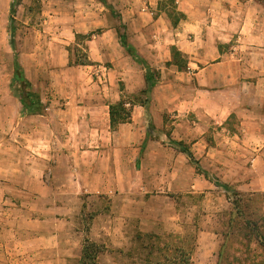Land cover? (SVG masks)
<instances>
[{"label":"rangeland","instance_id":"1","mask_svg":"<svg viewBox=\"0 0 264 264\" xmlns=\"http://www.w3.org/2000/svg\"><path fill=\"white\" fill-rule=\"evenodd\" d=\"M164 2L161 12L157 5L148 6L145 15H142L145 24L149 19L159 16L165 21L166 15L170 24L174 23V19L178 17L176 6L168 0ZM134 9L141 11L140 6L132 5L130 0H0V264L44 263V257L35 252L38 247L36 240H32L27 231L28 227H32L31 215L34 214L37 218L38 212L34 209L37 206L49 209L53 207L50 204L52 202L75 209L71 214L74 220L64 227L62 236L64 250L72 255L67 264H78L87 241L102 247L100 264H164L168 260L182 258H186L190 264H264V250L250 231L244 228V222L238 220L235 222L236 229L230 227L236 213L234 203L241 200L251 219L259 223L264 235L263 194L243 193L238 189V184L232 183V189L226 192L219 186V183H225L222 180V167L209 156L200 160L197 158L203 174L198 172L197 166L189 159L180 156L183 160L176 165L177 180H181L180 185L184 188L180 187V191L176 192L172 188V177L168 174V171L171 174L172 169L165 168L164 159L155 161L163 165L159 169L160 175L169 179L173 190L160 194L159 187L153 183L147 187L149 194L125 202L127 212L122 211L124 205L121 199L110 196L83 195L79 196V200L76 196H49L44 198L47 202L42 197H31L29 189L33 188L34 183L31 182L29 165L35 158L47 160L46 155L49 154L55 157L56 151L53 148L60 143H66L71 138L80 137L82 140L80 131L72 133L73 130L69 129L72 125L76 126V121L86 111V115L93 119L91 111L96 101L94 95L107 92L101 83L97 85L96 82L99 77L108 78V71L114 66L113 60H117L115 65L122 73H131L130 67L140 71V67L134 66L133 60L121 47L118 51L111 47L104 50L110 63L93 62L92 68L78 65L89 64L88 59L92 53L89 42L104 32L117 33L120 30L128 34V30H131L128 21ZM170 12L177 15L171 18L168 15ZM137 14L135 12V16ZM73 19H96L100 26L90 33L93 34L91 37L79 36L77 40H72L69 24ZM196 24L199 27L197 31L211 25L201 21ZM133 28L138 34L139 28ZM160 28L162 31V27ZM176 28L174 32L185 36L186 45L195 40L194 30L189 29L186 20H181ZM166 32L165 28L163 33ZM12 41L14 47L11 45ZM170 41L171 36L167 35L164 45L168 46ZM107 42L110 43V39ZM16 55L19 56L32 89L40 96L41 105L36 116L23 111L18 99V85L12 86ZM93 55L98 56V53ZM148 56L150 61H158L162 66L161 86L153 95L162 100L170 97L167 104L164 103V106L169 107L178 85L182 83L175 80L179 76L178 68L167 65L164 51L158 52L155 57ZM185 61L189 62V55H186ZM259 61H264V54H260ZM144 88L130 93L125 84L119 82L116 92H120L121 98L130 103L135 101L136 104L147 106L144 119L148 123L149 140L168 150L173 149L175 147L171 142L180 140L177 125L181 124L180 132L182 137L185 136L182 143L192 147L194 137L200 138L205 130L196 125L200 121L188 117L178 118V113L173 111L158 117L156 109L148 105V95L141 93ZM259 90L263 99L264 81ZM126 107L130 109L131 106L127 104ZM259 115L254 120L235 115L226 126L222 128L214 125L203 137L209 143L217 144L218 140L224 141L220 134H225L235 142L251 141L258 145L257 150L253 151L260 159L258 164L250 162L249 166L246 164V168L256 167L255 172H259L263 179L258 182L257 188L263 191L264 108ZM115 132L117 130H106L104 137L114 141ZM128 134L124 133L126 136ZM100 141H104V138ZM50 147L52 151L49 150ZM237 152L239 158L247 159L246 151L238 148L236 154ZM213 154L216 158L221 157V153L212 152ZM178 157L176 155L175 160ZM155 162L150 160L149 170L154 167ZM259 173L256 174L257 177ZM231 177L230 175V179ZM187 182L190 187L184 185ZM238 194L242 196L238 197ZM99 217L105 223H98Z\"/></svg>","mask_w":264,"mask_h":264},{"label":"crops","instance_id":"2","mask_svg":"<svg viewBox=\"0 0 264 264\" xmlns=\"http://www.w3.org/2000/svg\"><path fill=\"white\" fill-rule=\"evenodd\" d=\"M130 1L132 5L137 4L141 9V11L132 10L128 21L131 30H128L127 34L129 44L138 55L159 71L162 69L161 63L150 61L148 55L156 56L158 52L164 51L166 61L169 62L174 47L182 54L189 55L187 70L180 72L177 69L179 76L175 80L182 83L178 85L177 93H174L172 105L164 106L170 97L162 100L153 95L160 84L148 96V105L156 109L158 117L160 114L173 111L178 113V118L198 119L200 122L196 125L204 127L205 130L202 131V135L200 134V138L195 136L191 141L192 147L189 146L195 159L200 160L209 156L212 160H216L224 173L222 180L225 183L222 184H238V189L243 193L264 194V190L257 188L258 182L263 180L261 174L255 172L256 167L246 168V164L249 166L250 162L253 165L258 164L260 159L253 152L257 150L258 145L251 141L235 142L225 134H220L224 141L218 140L217 144L209 143L203 137L214 125L222 128L226 126L230 118L235 115L250 120L259 118L260 111L264 108V97L261 99L259 90V86L264 81V61H259L260 54H264V0H174L177 12L184 16L189 29L194 30L195 33V40L189 41L188 45L185 44L184 35L174 32L177 26L174 23L170 24L167 15L165 21L159 16L144 23L142 15H145L148 6L157 5L161 12L160 3L164 0ZM135 12L138 13L137 16ZM198 21L211 25L197 31ZM69 25L72 30L71 39L77 40V36H88L100 26V22L96 19L91 21L73 19ZM133 27L139 28L138 34ZM165 28L166 34L163 33ZM167 35L171 36V41L165 46L164 40ZM188 37L192 38L191 35ZM107 39H110V43ZM89 44L92 45L89 64L81 65L90 66L88 68H92L93 62L110 63L108 54L104 50L111 47L118 51L121 47L118 35L113 31L104 32ZM95 52L98 56L93 55ZM124 52L126 53L125 50ZM113 62L114 66L110 67L108 78L99 77V81L96 82L97 85L101 83L107 92L94 95L96 101L91 111L93 119L86 115V111L85 114L80 115L76 126L72 125L69 129L73 130L72 133L80 131L82 140L80 137L77 138L79 141L71 138L66 143H60L58 147L53 148L56 151V158L49 154L46 155L47 160L35 158L29 165L31 182L34 183L33 188L29 189L31 197L47 199L49 196L61 198L76 196L79 200V196L83 195L110 196L121 199L124 205L122 211L127 212L125 202L149 194L147 187L153 183L159 187L160 194L173 189L176 192L184 188L181 186V180H177L176 165L178 161L183 160L180 156L187 160L188 157L173 144L175 148L168 150L155 141L147 140L148 123L144 119L146 105L134 106L131 121L118 126L114 141L104 137L106 130L111 129L110 106L122 100L121 93L116 92L118 83H124L130 93L145 87L144 71L136 62L133 61V64L139 66L140 71L130 67L134 73H122L115 65L117 60ZM177 126L180 140L176 142H182L185 136L182 137L180 132L181 124ZM222 130L227 132L226 129ZM124 133L129 134L126 136ZM103 138L104 141L101 142ZM238 148L246 151L247 159L239 158V153L236 154ZM49 150L52 151V147ZM212 152L221 153V157H217L220 159L212 155ZM197 154L201 156L197 157ZM176 155L179 156L178 160H175ZM161 159L165 160V168L172 169L171 174L169 171L168 174L172 177L173 189L169 179L160 175L159 169L163 165L155 161ZM150 160L155 163L149 170ZM257 173H259L258 177ZM151 176L153 177L148 179ZM184 185L190 187L188 182ZM43 201L47 202L45 199ZM50 204L53 207L49 209L38 206L34 209L38 212L37 218L34 214L31 215L32 227H28L27 232L32 240H36L38 247L35 252L45 259L42 264H67L72 255L64 250L62 236L65 232L64 227L74 220L71 214L75 209L69 205L58 206L53 202ZM58 215L64 217L57 218ZM100 222H104V219L99 217L98 223Z\"/></svg>","mask_w":264,"mask_h":264},{"label":"trees","instance_id":"3","mask_svg":"<svg viewBox=\"0 0 264 264\" xmlns=\"http://www.w3.org/2000/svg\"><path fill=\"white\" fill-rule=\"evenodd\" d=\"M172 5H175L174 0H168ZM162 1L160 3V8L162 7ZM176 12V8H175ZM14 15L15 10H12ZM174 14V15H173ZM176 13L170 12L168 13L169 17L174 18ZM174 19V25L178 26L179 22L184 19V16L178 13ZM93 34H89L87 37H91ZM117 35L119 39V43L121 47L126 51L127 55L130 56L134 62H136L144 71V81H145V88L141 93H146L148 96L153 93L154 88H156L162 81V75L159 70L154 69L144 58L137 54L136 50L129 44L128 37L126 33H122L120 30H117ZM79 36H77L78 38ZM76 38V39H77ZM12 47H14V41L11 42ZM186 55L182 54L177 50L176 47L172 49V60L167 63L168 66H175L178 68L180 72H184L188 68V62L185 61ZM87 63L78 64V65H86ZM18 85L19 89V96L18 99L23 107V111L31 112V115L36 116L39 114L38 108L41 105L40 96L37 95L32 89L31 83L26 77L22 64L19 60V56L16 55L14 59V77L12 86ZM130 104V109H127L126 105ZM140 104V103H139ZM137 105L135 101L130 103L125 99H122L117 104L110 106V126L112 130H116L119 125L126 124L131 121L132 112L134 106ZM149 140V136L147 137ZM178 150L185 154L192 164H195L198 168V172L203 174L199 167L198 161L195 159L193 153L190 150V147L185 145L182 142H171ZM206 177H208L207 173H204ZM219 186L224 188L226 192L232 189L230 185L219 183ZM229 194V193H228ZM229 196V195H227ZM242 195L238 194V197ZM264 197V194H263ZM241 200H236L234 205L236 207V213L233 215L230 227L236 229L235 222L238 220L244 222V228L250 231L251 235L257 240L258 244H260L264 250V235L260 231L259 223L255 220L251 219V215L247 211V207L242 204ZM264 212V210H263ZM254 216V215H253ZM237 220V221H236ZM260 221V220H259ZM103 249L100 245L87 241L84 244L81 258L78 264H100L99 258L102 254ZM164 264H190L186 258L176 259L171 261H166Z\"/></svg>","mask_w":264,"mask_h":264}]
</instances>
